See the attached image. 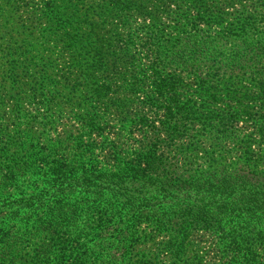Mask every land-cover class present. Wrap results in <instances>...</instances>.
Here are the masks:
<instances>
[{
    "label": "trees",
    "instance_id": "trees-1",
    "mask_svg": "<svg viewBox=\"0 0 264 264\" xmlns=\"http://www.w3.org/2000/svg\"><path fill=\"white\" fill-rule=\"evenodd\" d=\"M172 1L190 6L178 17L182 25L166 32L154 13L146 14L152 22L143 47L149 65L143 79H136L138 83L132 85L147 83L157 100L168 101H175L179 91L192 86L193 97L210 102L222 100L226 112L201 116L194 105L178 102L167 107L152 106L163 112L162 120L143 117L136 125L129 120L123 129L129 140L138 127L150 129L155 139L146 144V149L130 153L119 150L103 136L109 132L104 114L94 117L96 107L102 105L98 100L105 99L111 90L112 82L107 80L110 60L114 72V62L119 60L111 51L113 39H105L114 35H100V17L85 8L88 0L85 4L69 0L67 37L77 48L70 56L74 69L71 89L79 95L67 103H72V120L80 128L71 141L69 153L73 158H67V162L52 160L51 164L38 151L32 152L34 147L29 143V150L16 159L11 173L22 168L21 174L38 178L46 168L45 175L51 182L24 200L0 198V210L14 208L11 215L15 219L21 210L46 214L36 223L41 244H37L38 254L29 264H50L59 259L54 257L55 252L63 254L66 250L70 254L67 264H149L132 260L128 253L132 247L128 242L135 234L132 229L148 222L160 231L174 229L167 247L173 249L175 243L176 249L179 247L173 252L175 259L184 252L187 229L198 228L217 233L224 251L231 246L238 252L240 261L229 264H264V0ZM17 4L18 0H0V55L7 56L12 44L27 40L28 47H32L34 42L21 19L10 16L16 13ZM205 4L214 6L202 10ZM120 5L119 0H101V19L105 10L117 12ZM246 8L255 10L247 12ZM0 67L16 85V64L8 63L3 56ZM99 78L102 83H98ZM79 79L89 84L84 86ZM200 120L205 121L203 131L211 143L210 150L202 152L208 168H187L184 175L168 177L169 170L174 172L181 162L194 164L193 153L200 149L199 134L191 124ZM239 122L253 129L256 140L253 134L240 135ZM159 145L169 150L166 158L159 154ZM231 145L232 150L228 149ZM106 147L114 151L116 166L110 169L100 167L97 160ZM234 148L236 157L231 159ZM149 190L156 193L154 198L144 196ZM165 199L169 200L168 207L162 204ZM155 205L163 207L154 212ZM87 215L92 218L82 225L81 219ZM22 222L29 223L28 217L18 221ZM62 225L67 226V239L58 235ZM108 231H112L111 239L106 238ZM9 238L13 244L14 239L0 229V264L17 258L10 253Z\"/></svg>",
    "mask_w": 264,
    "mask_h": 264
},
{
    "label": "rangeland",
    "instance_id": "rangeland-1",
    "mask_svg": "<svg viewBox=\"0 0 264 264\" xmlns=\"http://www.w3.org/2000/svg\"><path fill=\"white\" fill-rule=\"evenodd\" d=\"M69 0H18L16 13H11L12 17L21 19V24L32 34V47H28L29 42H18L12 44V49H7V56L0 55L8 63H15L18 70L16 71V85L11 82V77L6 69L0 67V198H10L17 200L38 194L45 189L48 184L46 177L47 169L41 177L34 178L30 175L21 174V169L11 173L12 165L16 159L24 156L29 150L28 144L32 147V152L38 151L47 162L59 160L67 162V158L72 159V153H69L72 143L71 141L77 137L79 126L73 122L72 103L68 104V100H74L79 94L74 93L71 87L74 82L70 79L73 73L71 68V54L77 49L68 41L67 33V2ZM85 4L87 0H81ZM119 10L111 13L110 9L105 10L103 19H101L100 5L101 0H88L85 8H90L99 15L100 20L97 22L100 29V35L103 33L114 36L105 37L106 40L113 39L112 52L117 53L119 60L114 62L115 72L112 61L108 69L107 80L112 82L110 93L105 99L98 100L100 104L96 107L95 116L104 114L105 124L108 133L103 136L107 141L114 142L119 150L130 153L146 149V144H151L155 139L154 132L150 129H141L138 127L131 135V140L124 131V127L129 120L136 125L138 119L148 118L149 120H162L163 112H157L152 106L162 105V107L171 106L180 103L185 106L194 105L197 115L203 116L206 112L221 114L226 112L225 103L222 100L203 101L193 97L194 87L190 86L176 94L173 100H157L152 95L148 84L137 87L133 86L136 79H143V71L148 66V62L144 59L145 53L143 47L146 42L145 34L149 26L152 25L147 13H154L158 17L159 25L166 32L180 27L182 21L178 18L181 13L186 12L190 6L184 3H174L172 0L164 2L162 0H119ZM264 2V1H263ZM119 5V4H118ZM205 4L202 10L209 8ZM264 6V5H263ZM105 6L104 8H106ZM256 8V7H255ZM259 8H261L259 6ZM234 8L232 10H237ZM251 12L255 9L249 10ZM19 14V16H17ZM234 17V16H233ZM125 21L124 24H122ZM85 33V30L82 29ZM83 33V34H84ZM82 45V44H81ZM83 46V45H82ZM117 48H120L118 53ZM116 73V74H115ZM85 85L89 82L79 79ZM98 83H102V79H98ZM138 83V82H137ZM192 85V84H191ZM135 89V93H127L124 90ZM87 90V87L85 88ZM153 98V101H150ZM120 104L116 108L115 105ZM93 104V103H92ZM107 108V110H106ZM204 120L195 121L191 124L194 130L199 134L198 145L199 150L193 153L196 157L193 165L188 162H181L175 168L174 172L169 170L168 177L175 178L184 175L187 168L207 169V161L202 152L209 151L211 143L204 134ZM190 127V128H191ZM241 136L252 135V139L256 140L255 133L250 126L243 122L237 124ZM27 136L31 139L24 140ZM162 136V134H160ZM92 138L96 139L94 136ZM163 139V137H160ZM133 140V141H132ZM136 142V143H135ZM141 143V146L137 145ZM23 144L21 147H19ZM50 146H55L51 148ZM233 145L228 147L232 150ZM159 154L167 157V149L159 145ZM114 151L109 147L97 158L100 167L113 168L116 165L113 161ZM231 159L236 157L235 148L229 156ZM164 160V159H163ZM169 160H165L168 164ZM167 170V166L164 167ZM50 176L51 173H48ZM14 176L11 180L7 178ZM63 193H67V184L64 185ZM152 187L151 189H153ZM54 192V191H53ZM52 193V192H50ZM150 198L156 196L152 190L144 194ZM154 202V201H153ZM169 200L165 199L163 206L168 207ZM154 206V203H150ZM159 205H155L154 212L161 209ZM13 209L3 208L0 210V221L2 220V228L14 239V243L9 238L8 243L11 244V255L17 256L12 261L11 258L4 264H29L35 255H37V244L39 238L36 232L38 220L43 219L44 212L36 215L26 210H21L16 219L11 215ZM28 217L29 223H18L22 218ZM12 218V219H11ZM92 216H83L81 224L86 220H91ZM80 222V221H79ZM78 222V225H80ZM59 237L67 239V226L62 225ZM170 227V225H168ZM174 229L167 228L166 231L156 228L153 223H144L132 229L134 236L129 240L131 249L128 251L132 260L141 259L149 264H229L231 261L238 262L239 254L231 250L222 249L220 238L217 233L208 232L198 228H188L186 231V239L184 243V252L178 259H175L173 252L176 249L167 247V243L172 239ZM115 237V236H113ZM89 238H92L89 236ZM106 238H112V231L106 233ZM62 239V238H61ZM101 239V238H98ZM118 240H120L118 238ZM173 243V241H172ZM9 252V251H8ZM4 252V253H8ZM54 257H59L50 264H67V255L63 252L60 254L55 252ZM58 255H61L58 256ZM64 255V256H63ZM20 258L22 260L20 261ZM62 258V259H61Z\"/></svg>",
    "mask_w": 264,
    "mask_h": 264
}]
</instances>
